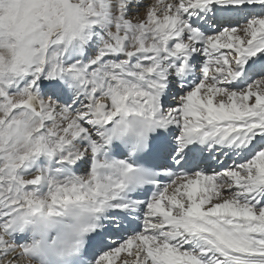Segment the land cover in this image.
Returning <instances> with one entry per match:
<instances>
[{
	"label": "snow or ice",
	"instance_id": "6c2138e0",
	"mask_svg": "<svg viewBox=\"0 0 264 264\" xmlns=\"http://www.w3.org/2000/svg\"><path fill=\"white\" fill-rule=\"evenodd\" d=\"M72 200L77 264H264V0H0V264Z\"/></svg>",
	"mask_w": 264,
	"mask_h": 264
},
{
	"label": "clouds",
	"instance_id": "9594fccd",
	"mask_svg": "<svg viewBox=\"0 0 264 264\" xmlns=\"http://www.w3.org/2000/svg\"><path fill=\"white\" fill-rule=\"evenodd\" d=\"M87 202L72 200L63 205L59 214L25 210L23 234L28 236L29 248L22 264H77L86 246L85 230L91 214Z\"/></svg>",
	"mask_w": 264,
	"mask_h": 264
},
{
	"label": "bare ground",
	"instance_id": "6f19581e",
	"mask_svg": "<svg viewBox=\"0 0 264 264\" xmlns=\"http://www.w3.org/2000/svg\"><path fill=\"white\" fill-rule=\"evenodd\" d=\"M23 235H24L25 239L28 240V236L25 234H23ZM122 255H126V254H122ZM117 264H119V262H117Z\"/></svg>",
	"mask_w": 264,
	"mask_h": 264
}]
</instances>
